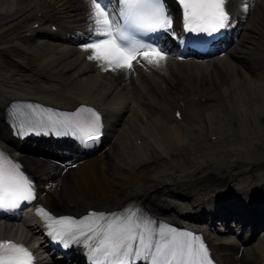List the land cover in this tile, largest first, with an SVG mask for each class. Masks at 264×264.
Here are the masks:
<instances>
[{"label":"bare ground","instance_id":"bare-ground-1","mask_svg":"<svg viewBox=\"0 0 264 264\" xmlns=\"http://www.w3.org/2000/svg\"><path fill=\"white\" fill-rule=\"evenodd\" d=\"M91 2L0 0V113L7 100L20 95V89L37 86V93L31 90V95L39 94L42 100L54 105L95 103L116 139L74 170L58 168L37 157H24L32 167L44 169L37 177L41 182L39 201L56 211L79 214L102 203L105 207L117 205L128 196H136L134 191L142 188L147 198L165 196L174 208L195 211L199 209L193 207L197 192L225 193L233 189L246 198L251 191L264 187V172L255 175V166H264V155L259 156L251 145L263 138L257 122L264 112V0L249 4L252 11L248 22L237 42L228 49V57L225 54L208 64L193 59L180 62L166 56L159 67L142 61L131 70L116 71L102 70L101 62L88 59L92 50H85L86 44L79 45V38L75 37L95 31V22L90 19ZM13 53L32 59L28 63L30 68L25 71L21 67L15 79L10 77L12 71H4L5 64H14L8 59ZM25 80L32 82L22 84ZM171 83L174 87L169 86ZM197 91L206 100L196 104L199 113L193 121L170 124L171 101L185 100ZM119 111H123L121 115ZM112 115H118L117 123L111 121ZM249 117L254 119L256 131ZM229 131L233 137L228 135ZM212 135L218 139L211 141ZM221 139L239 144H216ZM0 140L6 141L1 120ZM152 147L156 152L151 160L158 162L149 165L144 154ZM21 148L15 144L14 150ZM227 153L229 158L224 157ZM169 157L172 158L168 160ZM30 170L37 174L31 167ZM198 179L200 184L184 192L189 194L188 201L173 200L177 192L171 181L195 183ZM209 203L213 205L212 200ZM241 213L247 212L239 209L236 214ZM218 222V231L227 229L226 213ZM204 224L196 225L206 230ZM28 226L23 222L17 228L0 224V235L18 237L32 246ZM217 234L208 232L223 261H264V236L253 243H240L244 238L222 239ZM236 247V251L243 250L240 263L232 261ZM36 257L40 264L38 253Z\"/></svg>","mask_w":264,"mask_h":264},{"label":"snow or ice","instance_id":"snow-or-ice-1","mask_svg":"<svg viewBox=\"0 0 264 264\" xmlns=\"http://www.w3.org/2000/svg\"><path fill=\"white\" fill-rule=\"evenodd\" d=\"M180 3L184 28L188 32L210 37L230 26L226 0H180ZM117 6L119 18L126 22L124 25L119 23L117 8L110 9L109 0H92L90 19L95 22L96 37L84 45L85 50H92L88 59L101 62L105 71L131 70L133 61L141 62L138 57L147 64L161 66L167 58L164 49L153 46L154 41L140 42L144 37L137 39L136 33H156L172 27L173 18L167 12L164 0H117ZM92 115L95 117V134L81 136L82 139L87 136L85 142L96 141L100 136L99 116L95 112ZM4 157L0 151V209L10 211L19 208L23 201L35 199V189L20 165L11 160L5 162ZM38 214L46 223L51 221L47 224L49 234L63 242L65 247L69 246L65 237H71L73 242L83 240L86 245L95 240L97 244L92 248V254L102 252L105 258L115 257L117 264H136L141 259L148 264H210L203 243L191 233L169 229L173 233L170 238L154 239V236L163 237L164 232L159 230V222L151 218L142 217L133 222L132 217L123 220L103 213H89L80 219H54L42 210H38ZM149 224L157 232L153 233ZM55 225L60 229L57 230ZM31 261V253L22 245L0 241V264H31Z\"/></svg>","mask_w":264,"mask_h":264},{"label":"rangeland","instance_id":"rangeland-1","mask_svg":"<svg viewBox=\"0 0 264 264\" xmlns=\"http://www.w3.org/2000/svg\"><path fill=\"white\" fill-rule=\"evenodd\" d=\"M263 118H264V116H263ZM256 147H257V150H258V144H256Z\"/></svg>","mask_w":264,"mask_h":264}]
</instances>
